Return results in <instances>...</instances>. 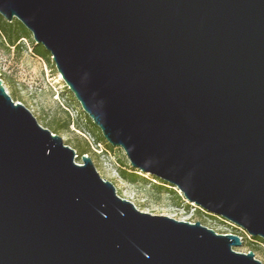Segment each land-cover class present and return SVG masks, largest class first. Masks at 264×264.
I'll return each mask as SVG.
<instances>
[{
    "label": "water",
    "instance_id": "obj_1",
    "mask_svg": "<svg viewBox=\"0 0 264 264\" xmlns=\"http://www.w3.org/2000/svg\"><path fill=\"white\" fill-rule=\"evenodd\" d=\"M132 167L264 239V0H0ZM0 78V264H263L139 210Z\"/></svg>",
    "mask_w": 264,
    "mask_h": 264
},
{
    "label": "rangeland",
    "instance_id": "obj_2",
    "mask_svg": "<svg viewBox=\"0 0 264 264\" xmlns=\"http://www.w3.org/2000/svg\"><path fill=\"white\" fill-rule=\"evenodd\" d=\"M34 46L32 33L31 38H22L20 48H9L0 36V78L15 102L24 104L41 126L60 135L66 145L76 150L78 163H83L82 155L90 157L99 174L141 211L192 223L199 221L218 233L238 234L242 245L235 250L253 251L264 264V242L254 240L243 229L189 202L177 187L168 184L159 191L154 187L158 181L141 171L135 181L125 177L123 171L131 164L124 150L119 146L111 149L105 142H99L86 112L66 86L52 55L48 60L37 54ZM69 118L71 124L67 128L64 124Z\"/></svg>",
    "mask_w": 264,
    "mask_h": 264
},
{
    "label": "trees",
    "instance_id": "obj_3",
    "mask_svg": "<svg viewBox=\"0 0 264 264\" xmlns=\"http://www.w3.org/2000/svg\"><path fill=\"white\" fill-rule=\"evenodd\" d=\"M0 36L2 37V40L4 43L9 47H21L22 45V38H31V32L25 27V25L19 21L18 19H14L13 21L9 22L7 21L1 14H0ZM34 50L37 54L40 56L46 57L48 60L51 59V53L47 51L43 45L41 44H35ZM85 116L89 120V123L92 125V131L97 135V139L99 142H105L107 146L111 149L114 147L108 143V141L105 139V137L102 134V131L100 130L99 127H97L93 122L92 119L89 117L87 113H85ZM71 124V119H67L64 126L69 127ZM81 150H86V148ZM83 153H86L83 152ZM128 169H125L123 171V175L127 178H130L132 181L137 180V178L140 176L139 172L140 170L137 168H134L132 166L127 167ZM152 178L156 179L158 183H154V187L157 188L159 191L163 189L165 186H167L169 183L166 181L153 176ZM170 185V184H169ZM211 214V213H210ZM212 215V214H211ZM214 216V215H212ZM254 240L256 241H262L264 242V239L261 237H254Z\"/></svg>",
    "mask_w": 264,
    "mask_h": 264
}]
</instances>
